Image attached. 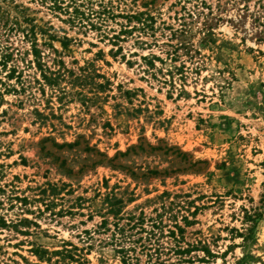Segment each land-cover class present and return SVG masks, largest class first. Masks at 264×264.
<instances>
[{
  "label": "rangeland",
  "instance_id": "374dc122",
  "mask_svg": "<svg viewBox=\"0 0 264 264\" xmlns=\"http://www.w3.org/2000/svg\"><path fill=\"white\" fill-rule=\"evenodd\" d=\"M264 0H0V264H264Z\"/></svg>",
  "mask_w": 264,
  "mask_h": 264
},
{
  "label": "trees",
  "instance_id": "16d2710c",
  "mask_svg": "<svg viewBox=\"0 0 264 264\" xmlns=\"http://www.w3.org/2000/svg\"><path fill=\"white\" fill-rule=\"evenodd\" d=\"M262 11L258 12L259 15L256 17V22L263 27L262 33L264 35V6H261ZM262 40H264V37L262 38Z\"/></svg>",
  "mask_w": 264,
  "mask_h": 264
}]
</instances>
